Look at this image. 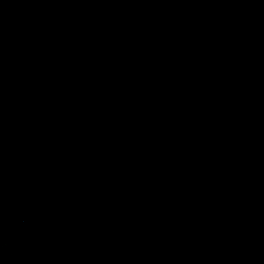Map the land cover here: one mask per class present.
Here are the masks:
<instances>
[{
	"label": "water",
	"instance_id": "95a60500",
	"mask_svg": "<svg viewBox=\"0 0 264 264\" xmlns=\"http://www.w3.org/2000/svg\"><path fill=\"white\" fill-rule=\"evenodd\" d=\"M0 264H264V0H0Z\"/></svg>",
	"mask_w": 264,
	"mask_h": 264
}]
</instances>
